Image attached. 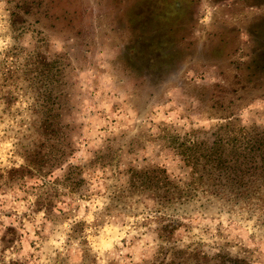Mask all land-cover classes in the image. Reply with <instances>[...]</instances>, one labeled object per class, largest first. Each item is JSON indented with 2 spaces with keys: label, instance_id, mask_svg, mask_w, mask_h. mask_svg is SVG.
Instances as JSON below:
<instances>
[{
  "label": "rangeland",
  "instance_id": "374dc122",
  "mask_svg": "<svg viewBox=\"0 0 264 264\" xmlns=\"http://www.w3.org/2000/svg\"><path fill=\"white\" fill-rule=\"evenodd\" d=\"M0 264H264V0H0Z\"/></svg>",
  "mask_w": 264,
  "mask_h": 264
},
{
  "label": "trees",
  "instance_id": "16d2710c",
  "mask_svg": "<svg viewBox=\"0 0 264 264\" xmlns=\"http://www.w3.org/2000/svg\"><path fill=\"white\" fill-rule=\"evenodd\" d=\"M247 143L251 144V142H247ZM223 146H224V143L222 142V138H220V136H217L212 141V144L209 147V154L214 155V159H211V161L216 162V165H214L215 170H219V169L231 170V167L229 165H226L227 161L225 159H223V157H222ZM252 148H253V144L250 145L249 151H251ZM234 152L236 153V151H234ZM209 154H207V156ZM236 168L238 169L237 165H235L234 168H232V171L236 172ZM239 186H244V185H239Z\"/></svg>",
  "mask_w": 264,
  "mask_h": 264
}]
</instances>
